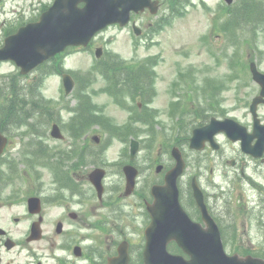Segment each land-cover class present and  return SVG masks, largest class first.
<instances>
[{
    "label": "rangeland",
    "instance_id": "obj_1",
    "mask_svg": "<svg viewBox=\"0 0 264 264\" xmlns=\"http://www.w3.org/2000/svg\"><path fill=\"white\" fill-rule=\"evenodd\" d=\"M53 0H3L0 2V43L3 41L5 31L11 24L16 25L22 21L29 20L32 17L37 16L41 8L46 4H50ZM207 3L211 4V9H217L219 4L222 3V0H207ZM233 18L237 19L238 15L241 14L244 9H234ZM202 5H198L195 9L188 7V10L183 14V17L177 18L175 23L167 26L164 29V33L159 35L157 39L162 42L160 47H150L144 49L141 46L134 48L132 44L133 39L129 30L125 29L119 31L117 28H110L106 33L98 36V39L95 42L107 43L108 49L113 53H118L123 57L128 59H138L140 61L147 60L149 56L150 65L157 71V96L155 97L152 106L160 110V115H157V119H160L163 124H158L157 127L149 129V124L146 122H137L132 118L135 108L130 109L129 107H122L120 104L117 105L115 98L113 97L114 93L110 94L105 92L108 88V81L111 84L115 85V78H110L108 80L100 76V71L102 66L94 64L93 59L95 58L91 51H81V52H72L66 59L65 65L68 67L78 78L79 84L78 89L66 95L64 92V87L62 83L61 74H47L45 78H39L37 81V89L41 91L43 97H45L50 105L57 107V114L59 117L56 121L61 125L63 132L70 137V135H76L77 137L83 139L88 135V139L92 140L91 137L93 134H97L101 137V144L97 147L101 152H96L94 158L90 156V161H97L100 156L104 155L109 161L113 162L109 166L110 176L106 180V186L119 187L124 186L125 179L122 174L119 172L120 168V159L123 160L125 142L119 140L118 136H115L116 128L114 123L126 124L132 122L136 128L135 136L141 137L143 146L145 147L144 151H147L142 160L139 161L145 175L142 176L139 186L143 185L144 180L147 178L149 180V147H154L155 152L158 151L160 142H170L177 141L180 144V148L183 153L188 158V170L186 174V181L189 182L190 178L193 175L199 176L203 186L210 188H217L221 191L223 188V193L218 192L217 195L220 197H215L217 199L220 209L225 208L226 211L230 212L229 217L231 221L225 226L226 230L235 229V233L238 234L234 239L227 237L225 242L226 249L229 253H234L235 251L241 253H259L263 250L262 243L264 238V225L259 222L261 221L260 215L263 214V205L260 201L261 196V183L264 182V167L260 161H242L245 168V175L241 173L239 166H232V164L227 163V161H218L221 157L217 156V153L214 152H196L189 148L188 144H183V140H177L178 132L173 128V118L166 113L169 108V104L166 103L167 96L170 97L171 94V81L172 79H184L185 80V90L191 95H195L193 98H188L187 94L185 95V105L189 104V111L191 107H194L195 101L198 102L199 107L202 106L200 102L203 101L202 98L197 96L195 90L192 91L190 84L196 78L205 80L207 78H216L224 79L229 83V88L221 90L222 101H227L225 104L230 108L231 104L235 105L237 108L230 110L229 113L234 117L240 118L243 122L247 124L252 123V116L249 113H246V107L244 102L251 99L249 97H241L242 94H246L249 90L251 94V88H248L245 92L241 89V86H237L241 81L242 76L239 75L238 79L234 78L232 70L233 68L229 65V54L237 52L236 57H240V60H247L251 57L253 59H258L261 65L264 68V33L253 32L252 40L248 47L244 46V53H242V48L233 46L230 49L226 47L225 37H219L216 41L212 40L211 28L213 27L210 19L214 17V13L209 15ZM240 17V23H233L232 29L234 34L241 38L243 32V26H249L251 23L242 20V15ZM245 17V15H244ZM243 17V18H244ZM254 21V20H253ZM253 23V22H252ZM242 24V25H241ZM256 25V21L254 22ZM253 27L251 24L249 27ZM205 34L210 35L211 42H204L202 45L201 37ZM235 42L236 39L232 38ZM214 45H213V44ZM216 45V46H215ZM217 47V48H215ZM213 50V52H212ZM232 56V55H231ZM251 56V57H249ZM236 59V58H235ZM256 59V60H257ZM237 60V59H236ZM110 63L105 66L107 71L109 70L110 74L117 72L123 64H130L120 59L108 58L105 60ZM149 62L141 63V66H136L139 68L140 73L144 74L149 71ZM135 65V64H134ZM241 69L243 64L238 65ZM179 70L184 72V75H180ZM237 70V69H236ZM18 67L13 62H2L0 63V77L2 81H7V77L12 74H17ZM33 75L29 76L27 79L23 80L26 82H32ZM96 75H98L97 80L91 83L89 86V81L92 80ZM145 75V74H144ZM243 76H248V73L245 72ZM5 78V79H4ZM152 75L149 76L151 80ZM143 79V78H142ZM88 80V81H87ZM114 80V82L112 81ZM142 82V81H141ZM140 82V83H141ZM150 82V81H149ZM203 85V84H202ZM217 89V84L213 86ZM184 88V85L178 84L177 90L180 91ZM1 89V86H0ZM238 89L239 96H234L233 93ZM131 91H134L130 88ZM92 94L93 101H89V95ZM247 95V94H246ZM231 98H228V97ZM242 99V101L240 100ZM129 102H133L132 97H128ZM219 102V100H218ZM240 102V105L237 103ZM48 103V104H49ZM219 104L216 103V106ZM243 106V107H242ZM245 107V108H244ZM99 114H95V110ZM204 108V107H202ZM201 108V109H202ZM264 112V107L262 108ZM2 112H0L1 117ZM215 114V113H211ZM52 115V113H51ZM49 115V117L51 116ZM35 120L33 131L37 134L36 139H31V136H27L24 133L26 127L12 129L14 134L12 135L15 145H13V150L9 154L18 155L20 151V146L18 138L21 139H30L39 144V146L45 150V154L49 157L48 160L39 158L37 161L40 165L36 169V177L33 179L31 173L29 177L35 180L34 183H28L30 187L38 185L42 195L46 199L45 208L43 210L44 215V224L42 225L46 237L47 235L54 234L53 222L55 219L63 216V208L56 205L57 201L48 199L47 197L52 195L54 189L59 188L56 184L53 177L54 172L60 171L58 160L61 158L60 152L56 154H51V149L63 148L69 144V138L64 141L55 140L50 136L51 122L43 123L44 120L40 119ZM55 117V116H54ZM205 117V116H204ZM203 117V118H204ZM52 118V117H51ZM196 117L194 114H185L184 121L185 126L190 125V122ZM47 120V119H46ZM45 120V121H46ZM168 122V123H165ZM184 126V127H185ZM183 130V131H182ZM180 135L182 137H187L188 132L186 129H182ZM184 131L186 135L184 134ZM155 132L154 140H150L149 144V134ZM125 136H128V131H126ZM223 143L222 150L219 154H223L225 157L231 159L232 157H239L242 159H247L248 157L240 149V144L227 141L225 138H221ZM110 145V146H108ZM23 150V147H22ZM210 155L212 160L204 159L203 156ZM52 156H57L58 158H52ZM64 159V158H63ZM65 163V160L64 162ZM169 163H171L169 157ZM19 167V172L26 174V166L19 161L17 164ZM92 166L84 167L82 171L79 172V175L82 177V173L90 171ZM78 172V171H77ZM238 172V173H237ZM20 180V179H19ZM12 182L10 186H25L24 180L20 182ZM185 182V181H184ZM80 185L89 186V184L81 178ZM238 188V189H235ZM211 191V190H210ZM244 198H243V197ZM135 205L136 199L131 200ZM96 200L93 199L91 195H87V199L83 202H74L72 204V209L79 211L81 205H84V208H87L85 213H89V218L94 220L97 217H100L102 221H107L112 223L116 230L123 228L126 232L131 234V237L135 241V249H139L144 246L143 230H144V214L141 215L138 208H134V213L132 211H126L127 213H121L119 218L120 223L114 221L113 218H118L116 215L111 213L109 209H94ZM8 208L4 210L5 217L1 219L2 224H4L12 232V235L19 237L22 232L25 231L24 225L22 223H15L13 218L15 216H21L23 212L22 206L13 205L11 201H7ZM61 203H65V199ZM68 203V202H67ZM70 205V204H66ZM104 206V205H102ZM112 209H116L111 205ZM117 210V209H116ZM93 212V215H92ZM107 213L108 219L105 218L103 213ZM103 215V216H102ZM228 224H231L229 226ZM109 226L107 225L106 232L103 227L94 228L93 226L84 225L81 222L71 221L67 223L66 227L68 228L67 233L56 239V247L60 245H71L75 241L85 239L88 243L92 245H97L101 253H98L100 257H103L105 250L108 247V244L111 240L107 239V231H109ZM234 233V234H235ZM92 234V238L88 235ZM114 235H117L115 231ZM233 235V234H232ZM113 237V236H112ZM64 240L63 242H60ZM52 242L49 243V240H42L36 246H42L43 249L38 248L36 251L42 254V259L49 263V254L52 252V247L50 246ZM48 246L47 248H44ZM58 249V248H57ZM105 251V252H104ZM140 254V253H139ZM139 254H136L138 256ZM84 263L92 264L89 261H84Z\"/></svg>",
    "mask_w": 264,
    "mask_h": 264
},
{
    "label": "water",
    "instance_id": "obj_2",
    "mask_svg": "<svg viewBox=\"0 0 264 264\" xmlns=\"http://www.w3.org/2000/svg\"><path fill=\"white\" fill-rule=\"evenodd\" d=\"M81 1L86 2L82 8L78 6ZM148 4L149 0H56L55 4L41 15L39 21L22 26L17 33L6 38L5 45L0 48V59H14L22 66V71L27 72L67 45L88 43L96 31L109 23L120 20V7H123V12L128 13L132 8L144 9ZM97 53L99 55L100 50ZM255 67L253 63L255 78L264 82V74ZM64 82L66 91L69 93L74 81L69 74H66ZM258 102L259 98H256L253 111ZM254 115L256 116V112ZM221 129L226 130L233 139L240 136L244 138L243 148L245 150L253 152L256 156L262 154L264 125H259L258 118H256L255 133L259 136V151H254L247 146V140L250 141L251 138L245 135V129L231 120L222 122L213 120L211 124L196 129L192 138V146L198 147L200 137L211 136ZM52 134L62 136L58 125H54ZM6 141L7 139L1 135L0 153ZM174 154L178 163L167 174L166 184L156 185L153 188L155 201L149 205L152 222L146 230L147 244L144 264H264V259L258 257H241L238 254L228 255L226 253L219 228L204 204L197 183H194V190L208 228L191 220L178 201L177 177L183 172L185 164L179 153ZM103 174L100 169L91 174V179L100 193L102 192ZM127 174L128 192H130L137 172L127 169ZM30 204L32 210H38L40 207L38 198H31ZM40 232L37 225L33 227V234L40 236ZM172 240L177 241L191 257L186 259L183 255L170 254L167 245ZM128 260V252L120 248V255L112 258L108 264H128Z\"/></svg>",
    "mask_w": 264,
    "mask_h": 264
},
{
    "label": "flooded vegetation",
    "instance_id": "obj_3",
    "mask_svg": "<svg viewBox=\"0 0 264 264\" xmlns=\"http://www.w3.org/2000/svg\"><path fill=\"white\" fill-rule=\"evenodd\" d=\"M201 1L205 2L204 0H189V2L187 0H149V8H147L146 10L142 11V12H131V16H130V21L128 23V25L122 29H126L129 28V30H131L134 34L137 33V31L134 30V24H137L140 29H138L140 31V36L141 39L143 40V48L146 49L149 47H160L162 46V42L159 41V39H157V37L161 34L164 33V29L167 28V26H169L171 23H175L177 18L179 17H183V14L185 12V7L186 6H193V5H200ZM255 3H260V0H254ZM253 5V4H252ZM258 6L260 7V4L257 5H253V7ZM228 11V15H230L232 13V11L230 10V8H227ZM218 13L215 12L214 13V17L212 18L213 21V29L216 30L217 26V20H218ZM227 27H230V19L227 21ZM115 27L121 28V26L119 24H115ZM262 27L261 25L258 26L257 30H261ZM136 32V33H135ZM229 33V32H228ZM244 35V33L242 34ZM230 36V35H229ZM239 41L236 42V44L241 47L242 49H244V46L246 44V46L248 47L249 44V40L247 37L245 36H241V38L238 39ZM252 40V37H251ZM229 43L233 44L234 41L231 40V38L229 37ZM94 44V43H93ZM97 47V46H96ZM78 51L79 50H87V48L84 47H77ZM105 54V50L103 55ZM60 56H64V54H60L57 55V57ZM137 60H134V62H136ZM241 63H238L235 68V70L237 71V79H238V75H239V69H238V65L240 64H245L248 65V62L250 61V59L247 60H238ZM251 74V73H250ZM242 76V75H240ZM252 77V76H251ZM34 78H37V76H34ZM132 77L129 76H125V75H121L120 76V80L118 83V88L122 89V88H126L128 86H130L129 83H126V81H132V79H130ZM136 78H143L141 83L135 84L136 86H138V88L134 89L133 93H139V97L142 95L143 97H146V101L143 100H139L137 102V105L142 108L143 106H145V109L147 110V114H149V124L151 121V115L152 112L149 111L150 109H152L151 105L153 104V98L151 97V93H152V82L151 80H149V76H145V77H136ZM241 78V82L244 83L243 86H247L248 88H251V96H255L261 93L262 91V85L257 83L255 80H249L248 78H246V76H242ZM150 81V82H149ZM158 92L157 90V83H156V89L155 92ZM185 91L184 90H180L178 91V96L174 97L175 100V104H177L178 108H179V113H183L184 109H185V95H184ZM247 94V95H246ZM246 94H242L241 97H249L248 95H250L249 93ZM234 96H239L238 94V89L236 90L235 93H233ZM252 97V98H253ZM171 98L169 97L168 101H167V105L171 104L170 103ZM250 101L249 102H244L243 104L246 105V107H250ZM231 107L233 106V104L230 105ZM264 106V104H261L259 106V109H261V107ZM145 115V116H146ZM183 116H179L177 118V123L180 126L184 125V120L182 119ZM140 119H142V117H140ZM144 119L146 120V118L144 117ZM208 117L206 118V116L202 119H200L199 121V125L198 126H203L205 124L208 123ZM20 125L19 123H14V122H6V123H0V134L3 133L8 137V143L7 146L5 147L4 150V154L2 155V157L0 158V162L2 161V164L0 166V221L1 219H3L5 217L4 210H6V208H8V203H6L7 201H11L12 202V206L13 205H19L23 207V212L21 214V216L17 217L15 216L13 218V220L17 223H22L24 225V229L25 231L22 232L20 234V237H13L11 236V230L7 229V227L0 223V264H44L42 262V260L40 259L39 253L36 250L38 248L41 249V246H36V244L40 243L41 240H32L29 241V237L31 235V228L33 225V222L36 221L37 219H39V215L37 214H32L28 211V200L30 196L36 195V191L40 190L39 187H36L35 185L31 188L28 186L27 191L25 188H20L19 186H13L11 191H9L10 185H9V169H10V160H13L15 157L17 156H13L12 154H9L12 150H13V145H15V142L13 141V137L12 135L14 134V132H12V129H16L18 128ZM247 126H250L249 124H247ZM30 129H32V127H29ZM36 134V133H33ZM223 135V133L218 134L217 140H220L221 136ZM71 138L73 139H69V145H78V146H86L88 145V143L90 142V140L88 139V135H86V137H84L83 139L79 138V137H73L71 136ZM177 140L181 141L184 140L185 137H182L180 135V132H178L177 135ZM91 139H95L94 137H91ZM18 140L20 141L19 144L21 145H25L26 142L28 141H32L30 139H21L18 138ZM256 139L253 140L252 144H255ZM31 144V143H29ZM28 144V145H29ZM110 146V145H109ZM140 147L143 149V146L140 143ZM206 147L209 148L210 145L207 143ZM221 147H219L220 149ZM85 150V149H84ZM142 151V150H141ZM19 152V151H18ZM168 153V148L166 150H158V157L155 158L153 165L155 168H157V166L162 165L163 166V171L164 173L171 167V165H169L168 163H166L163 159V156H167ZM159 155H161V157L159 158ZM23 156V154L19 155L18 158H21ZM223 160L229 161V159L227 157H222ZM252 159V158H251ZM233 164H238V160L237 159H231ZM260 160L261 162H263V167H264V155L260 158L257 159ZM104 164H100V166L106 167L107 169L110 166V162L104 160L103 161ZM38 166V165H37ZM138 167V165H137ZM139 168V167H138ZM106 169V170H107ZM243 169V166H242ZM140 171V168H139ZM34 173H36V170L34 168ZM163 173V174H164ZM264 173V172H263ZM160 175V174H159ZM163 178V175L161 176ZM85 179H87V176H84ZM262 186H261V190H262V197H261V203L264 207V182H262ZM77 194H75V192H73L72 190H70V195L66 196L67 202L68 204L71 205V203L74 202H83L87 199V195H91L93 197V199H97L96 195L98 196L97 192L95 191V189L93 187L91 188H87L84 189L83 192L81 191H77ZM109 194H112L114 197H108ZM215 194V193H214ZM77 196L78 199L75 197ZM130 195L125 196L122 191H116V190H112L110 192L107 193V191L104 193L102 199L100 200L102 203H106V202H110V201H116V202H120L123 199L128 198ZM132 196V194H131ZM69 197V198H68ZM99 198V196H98ZM184 198V195L182 196V199ZM210 198V197H209ZM210 202L208 203L209 206V210L211 212V214L216 218V220H220L223 218V216H221L220 213V209L217 208V205H212V201L209 200ZM7 204V205H6ZM67 203H60L59 206L61 208H63V217L59 218L58 221L56 222H63V224L65 225V223H67V217H71L74 218L75 220L81 221L83 220L84 222H86L85 218H86V213L85 211L82 212V210H80L79 212L77 211H72L70 205H66ZM97 207V206H96ZM198 210V209H197ZM191 214V213H190ZM76 215V217H74ZM191 216L197 220V221H201V214L198 211L196 213V210L193 212V214H191ZM262 217L264 218V208H263V214ZM106 219H108L109 217H105ZM114 221L119 222L118 218H112ZM3 222V221H1ZM219 222V221H218ZM4 223V222H3ZM89 224L90 226H93L94 228H101V226L105 227V229H107V225L109 226V231H107V235L109 236L107 239L113 238L112 243L113 246H109L108 247V251L107 254L108 256H113L115 254H117V246L115 244L116 239H114V233H115V227L112 225V223L107 222V221H102L100 219V217L95 218L94 220H91L89 218ZM104 229V231L106 232V230ZM121 234L119 235V237L122 238V240L127 239L129 242V249H130V253L132 256V251L134 250L132 248V239L129 237V235L125 232H120ZM61 234H55L52 235L51 237L55 238L58 237ZM92 238V234L88 235ZM113 236V237H112ZM11 238L12 240L8 241V239ZM52 242L56 243L55 240H53ZM83 244H78L81 245V249H80V253L83 257L86 258H90V260L88 261H96L99 260L98 258H94L93 257H99L100 255H98V253H101L99 248L95 249L96 247H98L97 245H92V243H88L87 241L83 240L82 241ZM77 245V244H76ZM111 249H114V251H110ZM93 250L92 254L90 253V251ZM70 251H72L68 258L66 257H60L59 260L61 262V264H74L75 260H74V256H73V246L70 248ZM64 260V261H63ZM96 263V262H95ZM94 263V264H95Z\"/></svg>",
    "mask_w": 264,
    "mask_h": 264
},
{
    "label": "trees",
    "instance_id": "obj_4",
    "mask_svg": "<svg viewBox=\"0 0 264 264\" xmlns=\"http://www.w3.org/2000/svg\"><path fill=\"white\" fill-rule=\"evenodd\" d=\"M17 89V90H16ZM14 91L15 97L13 99H7L6 104L2 110L5 116L1 119L4 121H16V117L19 112L26 117H29L32 113L46 112L47 106L40 104L39 102L28 100L27 96H21V91L16 88ZM13 93V94H14ZM2 98V97H0ZM28 102V104H27ZM2 102H0V105Z\"/></svg>",
    "mask_w": 264,
    "mask_h": 264
}]
</instances>
